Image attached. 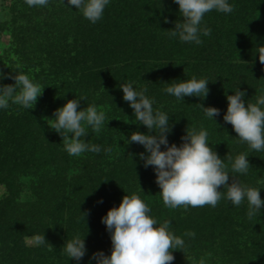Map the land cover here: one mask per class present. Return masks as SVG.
I'll use <instances>...</instances> for the list:
<instances>
[{
  "label": "trees",
  "instance_id": "obj_1",
  "mask_svg": "<svg viewBox=\"0 0 264 264\" xmlns=\"http://www.w3.org/2000/svg\"><path fill=\"white\" fill-rule=\"evenodd\" d=\"M161 2L164 4L162 9L157 6ZM51 4L52 1L49 5ZM250 4L251 9L263 11L264 0H250ZM133 5L139 7V12L135 15L133 14ZM57 7L59 11L56 12V18L52 24L43 23L39 18L40 15H37L33 16V22L21 21L20 23L15 19L5 24L3 28V31L8 26L10 28L8 31L11 36L10 49L18 62L14 68L4 69L1 66L0 70L12 73V71L22 69L45 88L36 105L30 110L15 104H11L6 110H0V186H3L5 193L0 198V264H66L65 259H68L62 251L65 241L63 244L60 243L56 235L57 229L60 228L59 225L76 229L84 227L86 230L93 231L94 235L91 234L92 238L86 246L92 248V252L103 251L106 255L111 254L110 234L101 222V217L106 215L110 208L119 206L124 196L122 194L125 191L128 192L125 180L122 176L114 175L117 165L113 167L108 172L109 177L103 186L104 193L100 198L105 205H100L99 208L96 207L93 210L92 205L96 202L88 201L86 195L80 191H77V195L76 191L73 194L71 188L74 186L72 187L70 183L67 184L62 177L63 172L67 171L62 168L64 163H76L79 156L68 155L64 150L63 142L65 141L53 134L47 123L50 122L49 118H53V112L63 106L67 100L84 97L85 101H80V108L94 103L99 111L104 110L106 115L104 127L107 126L109 132L112 131L111 134H114L115 132L111 128L114 126L117 114L110 116L106 109L109 106L114 108V104L116 107V99L104 98L105 95L93 96L98 94L89 92L85 81L82 82V79L88 80L86 78L88 69L86 65L81 67L79 60L81 51L80 53L76 52L73 46L75 40L89 43L91 47L95 45L94 47L98 48L103 45L107 48L112 42L111 39L116 41L113 37V29L134 34H145L154 28L161 27L172 31L175 22L182 20L178 5L173 0H111L101 21L92 24L84 20L80 25L79 17L77 18L74 11L75 8L65 9L66 6L62 1L58 2ZM240 8L242 6L238 5V10ZM30 10L34 11L35 8ZM58 13H64L65 16L58 15ZM262 13L249 16L250 18H247L243 23L232 13L209 12L205 15L201 26L206 25L211 29L209 40L215 39L214 43L220 55V63L217 68L218 81L214 88L209 89L206 98L201 100V98L195 97L193 99L192 111L189 108L184 109L182 116L185 120L178 123V128L174 133L171 131L169 134L170 144L176 143L179 146L178 140L181 141V137L186 134V129L191 131L193 128L197 130L203 128L209 133L210 145L222 158L227 154L234 157L247 151V148L245 149L239 142L229 140L230 136L228 135L236 136L238 134L234 130H231L230 133L224 128L221 119L224 115L223 112L227 110L226 95H231L236 91L231 85L233 60L236 49L240 45L239 39L253 41L252 38L257 40L259 37H263L264 40ZM94 25L97 28L101 27V35L97 39L90 40L89 34L91 35L90 31ZM77 28L80 29L79 32H76ZM163 48L159 46L155 52L163 50ZM168 51H161V58L158 61L168 59L170 55H173V61H177L174 57L177 55V51L171 48ZM126 59L129 57L120 58L116 64L120 61L124 62ZM160 64L162 63L160 62ZM155 68L158 69L154 72L156 76L162 73L160 72L162 71L161 65H154ZM12 74L14 75V73ZM152 79L154 78L151 76V81L147 85L150 82L153 83ZM0 83L13 84L14 80L6 77ZM110 83L114 82L110 80L107 83L111 87ZM240 90L245 92V100L250 102H255L256 96L262 92L260 89L256 90L255 84L252 83L247 88ZM199 103L205 107L213 106L220 109V115L214 117L218 124L204 116ZM161 110H167V108L163 106ZM125 115L127 116L117 115V118L120 119L118 121L121 126L120 130L131 131L130 124H127L125 119L135 121L136 124L137 121L132 111H126ZM133 128L134 131L148 132L143 125L139 127L136 125ZM108 130L106 128L104 132L102 128L100 133L107 134ZM139 151L138 154L144 150ZM125 153L127 154V152ZM259 153L255 157L253 156V159H248L251 166L247 175H232L238 182L262 188L260 196L264 200V183H262L264 182V158ZM138 154L129 157L128 162L132 161V165L125 166L124 171L115 172L128 175L134 168L133 174L139 176L135 181L138 183L136 188L140 187L139 193L136 191V194L140 195L149 205L151 215L159 222L171 220L172 230L176 235L185 239L189 255L186 256L181 250H174L175 259L171 264H193V261L195 264H200L201 261L204 264H264V211L249 218L246 203L236 207L225 199H222L216 207L205 205L203 207L189 206L187 209L184 207L167 208L163 205L160 197L161 189L155 182L156 175L153 167H143V161L137 159L140 158ZM137 160L139 162L134 164ZM228 168L230 169V164ZM20 179L27 182L34 195L33 200H27L24 205L19 204V201L16 202L21 192L19 189ZM231 182L232 178L230 177L229 184ZM85 188L87 187L82 185L79 189ZM69 189H71L68 194L71 195V201L62 205L59 201L67 197L65 191H69ZM220 190L226 192L227 188L221 186ZM116 198H118L117 202L113 200ZM58 205L60 206L58 207ZM62 206L72 207L66 217L60 214V211H63ZM94 227L104 233L97 237ZM188 232H194L195 236H185V233ZM43 233L45 239L52 246L27 247L25 245L26 237Z\"/></svg>",
  "mask_w": 264,
  "mask_h": 264
},
{
  "label": "clouds",
  "instance_id": "obj_2",
  "mask_svg": "<svg viewBox=\"0 0 264 264\" xmlns=\"http://www.w3.org/2000/svg\"><path fill=\"white\" fill-rule=\"evenodd\" d=\"M110 2L111 0H62L71 10V6H75V11L92 24L103 19ZM173 2L178 5L182 20L175 22L168 35L184 43L199 45L203 43L202 36L211 34L210 28L201 26L207 13L216 11L231 14L234 11L230 0ZM25 3L30 8H45L49 6L50 0H25ZM255 53L259 54V61L264 64V47H258ZM12 73L0 70V81L6 77L14 80L13 84L0 83V110L8 109L11 104L32 109L45 86L42 87L22 69ZM172 81L170 84L166 82L167 86L163 91L175 97L177 101L184 102V98L188 96L203 100L209 93L210 81L207 78L193 76L190 79ZM135 85V81H130L121 83L119 87L123 92V100L132 109L136 125L145 126L148 132H132L126 138L127 144L136 143L143 146L144 151L138 155L143 161V167H153L155 182L161 189L159 194L165 207H216L225 199L236 207L246 203L249 218L264 211V200L260 196L262 188L238 182L232 175H247L251 166L249 153L264 152V91L256 96L255 102L245 100V92L239 88L233 94L226 95L227 110L223 121L232 125L238 134L236 139L246 144L248 151L234 157L227 154L222 158L210 145L209 133L203 128H193L191 131L186 129L179 146L176 143L170 144L168 136L173 126L170 115L154 107L157 100L148 94L147 87L138 89ZM81 100L85 101V98L69 99L57 108L53 112V118H49L50 129L63 138L64 150L69 156H80L87 152L110 153V147L91 144L85 139L89 128L95 133L102 130L106 115L99 111L94 103L80 108ZM199 106L204 116L218 124L214 117L220 115L219 108L205 107L202 103H199ZM230 177L232 182L229 184ZM221 186L227 188V191L220 190ZM101 222L110 234L111 254L97 251L89 257L88 264H93V261L95 264H171L175 259L174 250H181L186 256L189 255L185 239L172 230L171 220L159 222L151 215L149 205L136 193L123 196L119 206L110 208L107 214L101 217ZM185 236L194 237L195 233L188 232ZM26 243L34 247L50 245L44 233L26 237ZM62 251L68 261L74 260L75 264H81L88 252L85 235L81 237L75 234L66 239ZM200 264L204 262L201 261Z\"/></svg>",
  "mask_w": 264,
  "mask_h": 264
},
{
  "label": "rangeland",
  "instance_id": "obj_3",
  "mask_svg": "<svg viewBox=\"0 0 264 264\" xmlns=\"http://www.w3.org/2000/svg\"><path fill=\"white\" fill-rule=\"evenodd\" d=\"M50 1H52V4L48 7L35 8V10L32 11L30 10L32 8L27 6L25 0H0V67L2 66L4 69H7L8 67L14 68L15 64L18 62L17 58H14L15 55L13 54L12 49H10L11 36L8 32L10 31L9 26L6 28L7 31H3L5 24L15 19L16 21H20V23L21 21L31 22L33 20V16L37 15H40L39 18L43 23L52 24L55 21L56 12L59 11V8L57 7L58 2H61L62 0ZM230 3L234 6V11L232 12V14H235L236 17L242 21V23L246 22L247 18H250L249 16L255 14L257 15V13L263 12L261 15L262 17H264V6L262 12H259L256 9H251L250 0H230ZM238 5L242 6L240 10H238ZM157 6L162 9V6H164V4L163 2H161L160 5L157 4ZM66 8L67 7H65V9ZM71 8L74 9L75 6H71ZM137 12H139V7L137 5H133V14L135 15ZM211 12L215 14H224L216 11ZM75 13L77 15V18L79 17V25L83 24L84 20L86 21V19H84L79 12L75 11ZM58 15L65 16L64 13H58ZM100 29L101 27L97 28L95 25L93 26V29H91L90 31L91 35L89 34L90 40L99 38V36L101 35ZM79 31L80 29L77 28L76 32ZM169 32L170 30H165L163 27L154 28L153 30H151V32L145 34H134L131 32L121 31L120 29L114 31L113 29V37L116 39V41L111 39L112 42L107 48L103 45H100L98 48L94 47L95 45L91 47V44L89 43H84L83 41L80 42L78 41V39H74L75 44L73 46L75 47L76 52L80 53L81 51L79 57L81 67L86 65L88 69V76L86 77L88 78V80L82 79V82L85 81V84H87L86 87H88L89 92H91L92 94H98L93 96L100 97V95H105L106 97L104 98L108 99L109 97H111L114 98V100L116 99V107L114 104V108H110L109 106V108L106 109L108 115L112 116L117 114L119 116L122 114V116L124 115L123 117H126V111H132L129 104L123 100V92L119 85L121 83L135 81V86L138 89L141 87H147L149 89L148 94L156 98L157 103L156 105H154V107L162 109L164 106V108H167V110L163 111L167 112L170 115L171 123L173 125L172 132L174 133L175 129L178 128V123L182 120H185L182 116V113H184V109L187 110V108H189L192 111V101L195 97L188 96L184 98V102L177 101L175 97L169 96L164 93L163 90L167 86V84L172 83V80L175 79L184 80L196 76L197 78H207L210 81L208 84L209 89H212L216 86L218 81L217 68L220 63V55L218 53V48L214 43L215 39L209 40V36H202V44L198 45L194 43H184L179 41V39L177 38H171L168 35ZM110 35L112 36V34ZM252 40L253 41H249L248 39L246 40L244 38L239 39L240 45L236 49L233 60L234 68H232L231 87H233V89L235 90H237V88H247V86H250L252 83L255 84L256 90L260 89L264 91V64L259 61V54L255 53L258 47H264V40L263 37H259L257 40H254V38H252ZM159 46L164 47L163 50L166 51H168L170 48L176 50L177 55L174 57H176L177 61H173V55H170V58L168 59L166 58L165 60L162 59L161 61H158L161 58L160 53L161 51H163L161 49L160 51H157L158 53L155 52V50H157ZM126 56L129 57V59H126L124 62L120 61L116 64V62L120 58H124ZM113 60H115V62H113ZM160 62L162 64H160ZM158 64L162 66V71H160L162 73L156 76L154 72H156L158 69H154V65L156 66ZM151 76L154 78L152 79L154 80L152 82L156 83L151 84L150 82L147 85V83L151 81ZM110 80L114 82L112 84L110 83L111 87L110 85H107ZM225 112L226 111H224L223 114ZM117 115L114 120L115 122L113 123L114 126L113 128H111L116 134H111L112 131L109 132L108 127L103 126L104 132L107 128V134H101L100 132L102 130L99 133H95L89 128L88 136L85 137L88 143L110 147V153H105L103 151H101L100 153L87 152L79 156L78 162L73 164H68L67 162V164L64 163V166L62 167L67 170L63 172L62 176L65 182L67 184L70 183L72 187L74 186L73 188H71L73 194L76 191L77 195V191H80L82 192V194L84 193L86 195L88 201L93 200V202H96V204L92 205L93 210L94 208L96 209V207L99 208L100 205H105V203L100 202V198L104 193L103 186H105L104 184H106L108 180L107 177H109L108 172L116 165L117 166L115 167V171H124L123 168L125 166L132 165V161L128 162L129 157L136 156L141 149L144 150L142 145L136 143L127 144L126 138L132 132H134L133 127H136V122L130 121V119H125V122L127 124H130L129 127L131 131H121V126H119L120 123H118L120 119L117 118ZM221 120L223 122V127L229 130L231 133V130H234L232 125L225 123L223 121V118ZM51 132L53 134H56L59 139L64 141L57 132H55L54 130H52ZM228 136H230L229 140L235 141L237 143L239 142L236 141V137H238V135ZM178 142L180 144L182 141L178 140ZM239 144L244 146L245 149L247 148L246 144H242L240 142ZM125 152H127V154ZM257 153L258 152L255 151L250 152L248 159H253V156L255 157ZM259 155L264 158L263 152H260ZM137 159L141 160L140 158ZM138 160L134 162V164H137L139 162ZM133 169L134 168L130 170L132 172H129L128 175H126L125 173H116L114 171V175L116 177L122 176L125 180L124 183L126 184L125 186L127 187L128 192L125 191L122 196H125L126 194L130 195L132 193H136V191L137 193H139L140 191V187L136 188L138 183L135 182L136 180H138L139 176L135 173L133 174ZM19 183V189L21 190V192L18 195V199L16 200V202L19 201V204L21 203L24 205L27 200H33L34 195L32 194L31 188L26 181L20 179ZM82 185L86 186L87 188L80 190L79 188ZM100 187L102 188L100 190H97ZM71 189H69V191L64 190L65 195L67 194V197H64L65 199L59 201V203L65 205V202L71 201V195H68L70 194ZM4 194V188L3 186H0V198ZM72 198L76 199V197L74 196H72ZM113 200L116 201L118 200V198ZM59 206L60 205H58V207ZM71 208L62 206L63 211H60V214L63 217H66L67 214H69L72 210ZM59 227L60 228L57 229L58 233L56 235L59 239V242L62 244L64 241H66V239H70L75 234H79L81 237L85 235L86 245L92 238L91 234H93V231L91 232L89 230H86L84 227L80 229H76L74 227H63V225H59ZM99 230L100 229L97 228L96 232L94 231L97 237L104 233L103 231ZM25 245L27 247H34L28 245L26 243V240ZM87 249L88 252L81 261V264H88L89 257H91L93 253L97 252H92V248L87 247ZM65 262L66 264H75L74 260L68 261L65 259ZM93 264H95L94 261Z\"/></svg>",
  "mask_w": 264,
  "mask_h": 264
}]
</instances>
